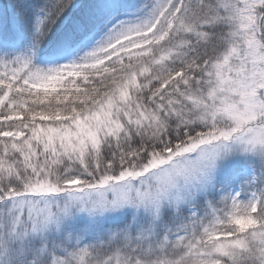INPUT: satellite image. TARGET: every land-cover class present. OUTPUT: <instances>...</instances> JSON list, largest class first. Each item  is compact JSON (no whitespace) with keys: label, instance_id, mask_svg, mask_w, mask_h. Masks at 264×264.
Here are the masks:
<instances>
[{"label":"snow or ice","instance_id":"obj_1","mask_svg":"<svg viewBox=\"0 0 264 264\" xmlns=\"http://www.w3.org/2000/svg\"><path fill=\"white\" fill-rule=\"evenodd\" d=\"M0 264H264V0L4 4Z\"/></svg>","mask_w":264,"mask_h":264},{"label":"trees","instance_id":"obj_2","mask_svg":"<svg viewBox=\"0 0 264 264\" xmlns=\"http://www.w3.org/2000/svg\"><path fill=\"white\" fill-rule=\"evenodd\" d=\"M9 2L10 0H0V8H2L4 4H7Z\"/></svg>","mask_w":264,"mask_h":264}]
</instances>
